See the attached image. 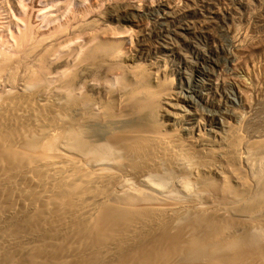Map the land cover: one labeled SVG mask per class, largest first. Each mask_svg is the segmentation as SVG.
<instances>
[{"label":"bare ground","instance_id":"6f19581e","mask_svg":"<svg viewBox=\"0 0 264 264\" xmlns=\"http://www.w3.org/2000/svg\"><path fill=\"white\" fill-rule=\"evenodd\" d=\"M105 35L87 32L52 80L0 57V264H264V138L159 122L157 72L122 70L88 94L79 75L120 52ZM30 42L44 40L24 34L16 51Z\"/></svg>","mask_w":264,"mask_h":264},{"label":"rangeland","instance_id":"374dc122","mask_svg":"<svg viewBox=\"0 0 264 264\" xmlns=\"http://www.w3.org/2000/svg\"><path fill=\"white\" fill-rule=\"evenodd\" d=\"M92 31H104L120 52L79 75L88 94L99 96L95 88L122 70L157 72L169 85L159 122H198L216 139L231 130L264 138V0H0V57L17 72L62 77L81 61ZM24 34L44 42L16 51ZM41 47L51 52L42 57ZM257 167L247 158L240 171L252 182Z\"/></svg>","mask_w":264,"mask_h":264}]
</instances>
